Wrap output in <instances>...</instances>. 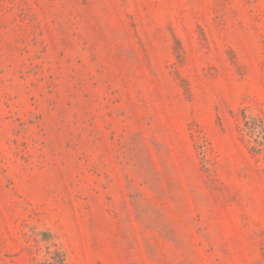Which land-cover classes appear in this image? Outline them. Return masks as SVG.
I'll list each match as a JSON object with an SVG mask.
<instances>
[{
	"label": "rangeland",
	"instance_id": "374dc122",
	"mask_svg": "<svg viewBox=\"0 0 264 264\" xmlns=\"http://www.w3.org/2000/svg\"><path fill=\"white\" fill-rule=\"evenodd\" d=\"M264 264V0H0V264Z\"/></svg>",
	"mask_w": 264,
	"mask_h": 264
},
{
	"label": "trees",
	"instance_id": "16d2710c",
	"mask_svg": "<svg viewBox=\"0 0 264 264\" xmlns=\"http://www.w3.org/2000/svg\"><path fill=\"white\" fill-rule=\"evenodd\" d=\"M43 264H67L66 258L60 252H55L52 261H46Z\"/></svg>",
	"mask_w": 264,
	"mask_h": 264
}]
</instances>
